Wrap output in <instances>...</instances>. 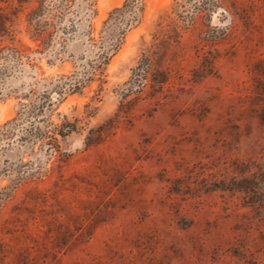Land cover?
<instances>
[{"label":"rangeland","instance_id":"obj_1","mask_svg":"<svg viewBox=\"0 0 264 264\" xmlns=\"http://www.w3.org/2000/svg\"><path fill=\"white\" fill-rule=\"evenodd\" d=\"M124 1L45 0L40 40L0 0V124L78 84L61 155L0 151L43 166L0 175V264H264V0Z\"/></svg>","mask_w":264,"mask_h":264},{"label":"trees","instance_id":"obj_2","mask_svg":"<svg viewBox=\"0 0 264 264\" xmlns=\"http://www.w3.org/2000/svg\"><path fill=\"white\" fill-rule=\"evenodd\" d=\"M143 0H125L123 6L130 10L135 9L141 5ZM45 0H38V5L29 12L28 15V31L35 39H45V34L48 29L42 28L39 24V19L44 13ZM218 0H198L194 4L196 11H213L216 7ZM114 10H119L115 8ZM192 20L189 19V22ZM188 23V24H191ZM1 27H5L1 22ZM9 49L15 53H20L21 49L16 47H9ZM61 81L55 82L52 89L57 91L54 98L51 96L50 90H45L39 97L28 103L22 104L20 111L17 115L3 124H0V151H6L13 149V143L22 147L23 145L31 144V151L33 146L40 144L45 146V152L47 159L53 156L61 155L60 141L63 140L70 133L74 132L76 125L73 121H70L66 115L57 113L58 121L53 119L56 106L62 101L63 95L67 91L77 89L78 84H69L63 86ZM67 87V88H66ZM27 122V123H26ZM41 122L40 124H37ZM20 163L14 167H8L5 171H0L1 176H9L10 181L18 185L28 178H34L43 172V166L39 164H29L28 161L23 162L20 158Z\"/></svg>","mask_w":264,"mask_h":264}]
</instances>
